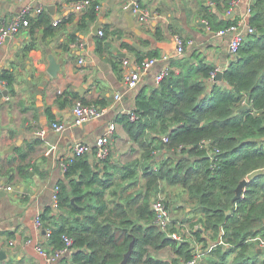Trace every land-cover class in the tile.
I'll use <instances>...</instances> for the list:
<instances>
[{"label":"trees","instance_id":"1","mask_svg":"<svg viewBox=\"0 0 264 264\" xmlns=\"http://www.w3.org/2000/svg\"><path fill=\"white\" fill-rule=\"evenodd\" d=\"M231 1L225 0L227 7ZM99 7V1L92 0L80 18L79 30L90 27ZM252 8L249 24L255 32L244 40L222 81H214L216 66L195 51L174 59L171 66L179 70L171 68L153 91L138 93L136 120L124 115L119 121L142 151L139 159L114 171L106 164L103 172L89 155L67 165L68 183L58 184V214L51 209L40 216L44 227L51 230L49 251L62 249L68 235L73 239L71 264H121L132 241L128 264L190 261L192 243L168 237L154 222L152 201L165 183L183 187L195 202L192 213H200L201 227H194L192 217L184 219L193 225L198 241L207 243L206 232L217 242L224 229L226 244L217 245L204 264H264L255 242L250 241L264 237V173L252 178L244 196L232 204L241 180L264 170V0H254ZM206 15L214 30L238 22L215 23L214 14ZM53 22L47 10L31 17L30 35L42 26L44 35L53 33L60 24ZM36 47L33 37L25 50ZM0 79L13 88V72L3 71ZM245 104L249 108L240 110ZM163 136H168V142H163ZM108 161L109 157L103 162ZM140 166L148 178L147 189L120 198L118 192L126 186L116 177L134 185ZM27 168L21 166L19 171L26 173ZM165 199L171 206V200ZM176 225L175 219L172 231H177ZM167 247L177 257L165 259L152 252Z\"/></svg>","mask_w":264,"mask_h":264},{"label":"crops","instance_id":"2","mask_svg":"<svg viewBox=\"0 0 264 264\" xmlns=\"http://www.w3.org/2000/svg\"><path fill=\"white\" fill-rule=\"evenodd\" d=\"M74 1L77 0H0V17L4 19H11L24 6L32 5L47 10L53 21L61 20L51 34L44 35L42 26L31 36L28 27L0 43V75L7 70L15 76L13 88L0 79V186L3 187L0 189V264H48L36 245L48 250L49 238L36 228L35 222L51 209L58 214L54 195L59 182L68 183L62 162L69 160L78 143L92 145L93 151L85 155L99 166L100 172L106 164L114 171L139 159L142 151L119 120L124 115L130 116V112L136 113L138 93L153 91L158 86L156 76L179 58L175 37L179 35L188 42L182 56L197 51L216 70L225 71L232 60L229 55L232 34L218 35L217 30L206 25V14H214L215 23L240 20L254 0H239L228 7L225 0H138L151 10L146 22L140 21L130 0H97L100 3L97 18L83 30L78 25L86 11L74 12ZM52 6L55 14L50 11ZM72 13H75L73 18ZM97 24L99 31L95 34L93 28ZM33 37L37 47L26 51ZM51 54L62 66L57 77L48 73ZM152 55L158 56V62L143 73L136 90H128L123 60L139 61ZM81 59L85 63L81 64ZM171 68L179 70L176 66ZM117 94L123 98L116 99ZM77 100L105 109L104 115L75 124L73 108ZM56 121L65 125L64 130H53ZM112 124L115 130L108 144L110 161L104 163L106 158L99 159L95 145ZM41 131H45L44 135H40ZM156 154L159 158L160 152ZM21 166H28L26 173L19 171ZM137 176L134 185L116 177L117 182L126 186L119 190L120 198L127 199L147 189L148 178L141 166L137 167ZM247 178L251 180L250 176ZM160 186L158 197L163 195L171 200L175 207L170 209L178 226L191 224L185 217L199 223L201 215L192 213L196 204L183 187L165 183ZM207 240L212 242L210 238ZM11 241L14 245H10ZM28 241L32 243L27 244ZM255 245L263 258L264 248L258 242ZM152 252L165 259L177 257L171 247ZM207 256L200 264L205 263ZM71 258L65 256L56 264H71Z\"/></svg>","mask_w":264,"mask_h":264},{"label":"built area","instance_id":"3","mask_svg":"<svg viewBox=\"0 0 264 264\" xmlns=\"http://www.w3.org/2000/svg\"><path fill=\"white\" fill-rule=\"evenodd\" d=\"M133 2L134 11L139 15L140 21L146 22L151 16L150 8H147L138 0H130ZM92 0H77L72 3V8L74 12L78 14H82L85 12L91 5ZM239 2V0H232L231 4L235 5ZM100 9V7H99ZM252 5L247 10L246 15L238 20L236 24H232L226 28H222L217 30V34L220 36L226 34H232L229 40V55L232 60H234L238 56L239 48L247 38L249 34L255 32V28L249 24V18L252 14ZM42 11H44L43 7L34 8L32 5H26L22 8V10L13 16L11 19H4L0 17V43H4L11 38L15 37L22 29L28 28L30 26V18L33 16H38ZM61 22L60 19L54 20V25H58ZM206 25L210 27L208 21H206ZM103 35V32H100ZM175 46L176 52L178 56H182L186 52L187 44L183 37L177 35L175 37ZM158 57H148L142 61H131L129 58L123 60V65L126 67V71L124 73V80L126 82L127 89L130 91H134L138 88L140 81L142 79L143 73L148 72L152 66H154L158 62ZM80 63H85L83 59L80 60ZM171 67H166L156 76V83L159 84L160 81L168 74ZM220 69H217V71ZM216 71V72H217ZM216 72L212 75L214 79ZM123 98L122 94H117L116 99L121 100ZM245 103V102H244ZM73 112L75 115V124H83L89 120H93L101 117L105 113V109L98 108L93 105L85 104L82 100H77ZM136 113L130 112V119L136 120ZM53 130L60 132L64 130L65 125L58 121L52 124ZM115 125H111L109 127V131L106 136H102L98 138L97 143L95 145L97 149V156L99 159H105L109 156V148L108 144L111 140V135L114 133ZM45 131H41L40 135H44ZM163 142H168V136H163ZM93 147L90 144L78 143L72 155L69 157V160L66 159L62 162V166L64 171L67 169V165L69 161H73L75 158L79 156H83L85 154L91 153L93 151ZM3 187L0 186V189ZM6 189L12 190V187H7ZM59 188L57 187L56 193L54 195V209H58V197L57 192ZM152 210L155 213V224L163 231L165 234L178 242L190 241L193 247V258L188 262H183L182 264H200L201 261L217 246V245H225L224 241V229L222 228L220 238L217 242H200L195 240L192 229L187 226H178L177 231H172V226L174 224L175 218L171 212L170 206L167 204L164 197L155 198L152 202ZM36 228L39 231H43L46 236L49 238L51 235V230L45 228L41 218L39 217L36 220ZM201 226H196L199 228ZM206 239L210 238V235L205 232ZM193 239V240H192ZM65 245L62 249H57L54 251H48L43 248L41 245H36V250L47 260L48 264H56L60 259L65 256L71 255L73 251V239L65 235L64 236ZM252 242H258L260 247L264 248V238L257 236L255 238L250 239ZM14 241L10 242V245H14ZM32 241H28L27 244H31Z\"/></svg>","mask_w":264,"mask_h":264},{"label":"water","instance_id":"4","mask_svg":"<svg viewBox=\"0 0 264 264\" xmlns=\"http://www.w3.org/2000/svg\"><path fill=\"white\" fill-rule=\"evenodd\" d=\"M50 11L52 12V14H55L54 11V6L50 7ZM99 31V25L97 24L94 28H93V32L96 34ZM62 70V66L61 64L57 61L56 57L54 55H50L49 56V66H48V73L52 76V77H57L58 73ZM224 78V71L223 70H218L216 72V75L214 77V81L215 82H219L222 81ZM245 108H249L248 104L243 105L240 110H244ZM162 147H164V144H162ZM264 171H257L255 173H253L252 175H250V178H254L260 174H263ZM250 181L248 180V178H244L243 180H241V182L239 183V185L236 188V195L232 200V204L235 205L243 196L246 190V186ZM57 211V210H56ZM230 213V212H228ZM134 250V241L131 242L129 250L125 253L124 255V259L121 262V264H128V260L131 257V254Z\"/></svg>","mask_w":264,"mask_h":264},{"label":"rangeland","instance_id":"5","mask_svg":"<svg viewBox=\"0 0 264 264\" xmlns=\"http://www.w3.org/2000/svg\"><path fill=\"white\" fill-rule=\"evenodd\" d=\"M161 197H164L163 195L161 196ZM153 202V201H152ZM172 206V205H171ZM173 207H175V206H172V208ZM174 210V209H173ZM174 212L172 211V214H173ZM174 215V214H173ZM195 224V223H194ZM185 226H187L189 229L190 228H193V225L192 224H185ZM196 226H201V224L200 223H197V224H195L194 225V227H196Z\"/></svg>","mask_w":264,"mask_h":264}]
</instances>
